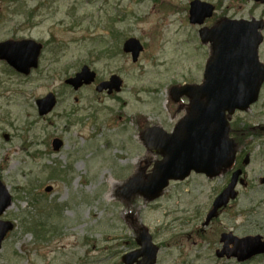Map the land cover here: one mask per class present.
<instances>
[{"label":"rangeland","instance_id":"rangeland-1","mask_svg":"<svg viewBox=\"0 0 264 264\" xmlns=\"http://www.w3.org/2000/svg\"><path fill=\"white\" fill-rule=\"evenodd\" d=\"M191 1L1 0L0 42L32 38L45 47L28 76L3 74L0 61V180L13 197L2 219L16 224L0 264H122L142 227L160 247L156 264H264V255L238 262L215 254L224 231L264 236V86L259 102L232 118L242 156H250L249 185L238 186L236 199L213 223L205 225L215 196L228 184L225 174H194L151 202L128 198L123 189L155 159L139 138L141 127L171 123L177 114L171 86L203 81L211 48L190 22ZM204 1L216 9L206 25L224 17L264 21L261 2ZM131 38L144 47L136 62L122 49ZM259 54L264 62V41ZM83 65L103 80L118 74L121 91L67 86L64 81ZM49 92L58 104L41 117L36 100ZM55 138L64 142L59 152ZM30 223L37 236L26 228Z\"/></svg>","mask_w":264,"mask_h":264},{"label":"water","instance_id":"water-1","mask_svg":"<svg viewBox=\"0 0 264 264\" xmlns=\"http://www.w3.org/2000/svg\"><path fill=\"white\" fill-rule=\"evenodd\" d=\"M213 11L214 6L210 3L195 0L191 3V22L202 24L207 17L213 15ZM262 28L263 23L255 19H224L218 25L200 30L202 40L212 42L214 50L207 64L205 81L198 85L172 87L171 93L176 100L184 95L190 98L189 113L176 131L163 140L150 132L147 134L146 143L152 149L154 143L159 145L162 149H157V152L164 155V160L155 164L153 173L146 180L140 177L131 180L128 185L130 195L139 193L153 200L161 195L170 179H185L192 170L215 177L233 165L236 143L229 135L227 113L233 114L236 109L247 110L258 99L264 82V64L260 62L258 55V46L263 39ZM41 48L42 45L33 40H10L0 43V58L7 60L20 72L28 74L32 67H37ZM124 49L132 52L136 61L143 47L139 40L131 38L125 43ZM95 78V73L84 67L76 77L66 82L78 89L83 84L92 83ZM121 86L122 80L114 75L110 81L100 83L97 90L109 89V93H112L113 90L120 91ZM55 102L53 94L40 99V114L51 111ZM61 146L60 140L54 141L56 150ZM241 175L242 170L233 173L229 185L216 198L206 223L230 199L236 198V187ZM261 181L264 182V179ZM240 182L246 185L245 179ZM10 205L11 196L0 183V215ZM12 227L8 222H0V248L7 231ZM139 241L142 248L127 254L124 260L132 264L142 255L143 260L139 264H154L158 248L147 230L143 231ZM221 242L223 248L217 252L219 257H235L243 262L264 253L262 235L238 237L232 232L223 233Z\"/></svg>","mask_w":264,"mask_h":264},{"label":"flooded vegetation","instance_id":"flooded-vegetation-1","mask_svg":"<svg viewBox=\"0 0 264 264\" xmlns=\"http://www.w3.org/2000/svg\"><path fill=\"white\" fill-rule=\"evenodd\" d=\"M183 111V107H181L180 106V108L178 109V111H177V114L179 113V112H182ZM177 114L172 118V122L171 123H167V122H162V123H160L165 129H167V130H173L174 129V127H175V125L177 124V121H178V117H177ZM256 128H253V127H249V130L250 131H253V130H255ZM264 129V128H263ZM236 131V130H235ZM236 133H238V132H236ZM240 154H239V156L240 155H242V152H239ZM248 155V154H247ZM244 159V158H243Z\"/></svg>","mask_w":264,"mask_h":264},{"label":"bare ground","instance_id":"bare-ground-1","mask_svg":"<svg viewBox=\"0 0 264 264\" xmlns=\"http://www.w3.org/2000/svg\"><path fill=\"white\" fill-rule=\"evenodd\" d=\"M85 67H88L89 70H90L91 72H94L96 76L98 75L97 71L93 70L89 65H86ZM81 71H82V70H81Z\"/></svg>","mask_w":264,"mask_h":264}]
</instances>
